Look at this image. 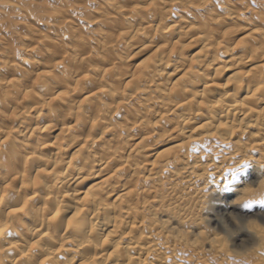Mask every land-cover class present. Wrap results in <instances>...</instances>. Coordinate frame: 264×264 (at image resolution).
I'll return each mask as SVG.
<instances>
[{"label": "bare ground", "instance_id": "6f19581e", "mask_svg": "<svg viewBox=\"0 0 264 264\" xmlns=\"http://www.w3.org/2000/svg\"><path fill=\"white\" fill-rule=\"evenodd\" d=\"M234 175L264 189V0H0V264H229L198 216Z\"/></svg>", "mask_w": 264, "mask_h": 264}, {"label": "rangeland", "instance_id": "374dc122", "mask_svg": "<svg viewBox=\"0 0 264 264\" xmlns=\"http://www.w3.org/2000/svg\"><path fill=\"white\" fill-rule=\"evenodd\" d=\"M73 19L76 20L77 17ZM28 20L30 21L25 22L31 28H39L33 20ZM230 178L221 190H214L208 196L207 203L198 216L201 226L225 238L230 252L226 261L229 264H251L249 261L264 264V247H257L258 231L264 229V204L252 203L248 208L240 206L245 200L260 199V194L252 195L258 193L254 192L257 180L253 177L243 180L237 175ZM246 183L251 187H246Z\"/></svg>", "mask_w": 264, "mask_h": 264}, {"label": "snow or ice", "instance_id": "6c2138e0", "mask_svg": "<svg viewBox=\"0 0 264 264\" xmlns=\"http://www.w3.org/2000/svg\"><path fill=\"white\" fill-rule=\"evenodd\" d=\"M253 2H255V0H253ZM245 164L248 163V161H244ZM237 169H233V173L236 171ZM261 203L264 204V193L260 194V199L259 200H245L242 204H240V206L244 207V208H248L251 206L252 203Z\"/></svg>", "mask_w": 264, "mask_h": 264}, {"label": "clouds", "instance_id": "9594fccd", "mask_svg": "<svg viewBox=\"0 0 264 264\" xmlns=\"http://www.w3.org/2000/svg\"><path fill=\"white\" fill-rule=\"evenodd\" d=\"M262 193H264V189H261V190H259L258 193H253L252 195H255V194H262Z\"/></svg>", "mask_w": 264, "mask_h": 264}]
</instances>
